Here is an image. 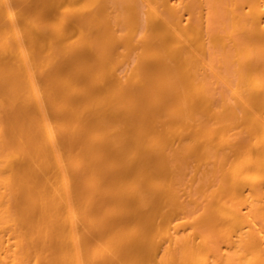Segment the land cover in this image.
<instances>
[{"label":"bare ground","instance_id":"bare-ground-1","mask_svg":"<svg viewBox=\"0 0 264 264\" xmlns=\"http://www.w3.org/2000/svg\"><path fill=\"white\" fill-rule=\"evenodd\" d=\"M0 264H264V0H0Z\"/></svg>","mask_w":264,"mask_h":264}]
</instances>
